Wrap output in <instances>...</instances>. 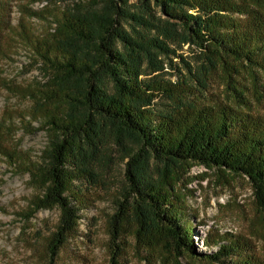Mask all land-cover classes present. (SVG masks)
Segmentation results:
<instances>
[{"label":"trees","instance_id":"trees-1","mask_svg":"<svg viewBox=\"0 0 264 264\" xmlns=\"http://www.w3.org/2000/svg\"><path fill=\"white\" fill-rule=\"evenodd\" d=\"M9 7V0H0V44ZM32 17L45 18L39 11ZM51 17L48 34L20 35L48 87L24 90L36 110L16 117L21 126L32 120L48 133L43 157L27 171L41 187L36 208L60 213L50 240L51 258L58 256L80 220L83 203L72 199L74 183L92 176L93 159L106 137L114 136L117 144L130 139L136 148L127 154L126 204L118 202L112 219L116 236L133 197L137 234L164 233L178 258L187 252L198 263L225 264L233 258L230 264H257L250 247L228 234L206 241L217 248L214 253L197 255L194 224L170 188L182 165L243 176L264 215V121L228 106L178 108V95L142 77L148 75L146 62L158 64L160 52L170 51L159 37L173 33L196 45L206 60L222 65L230 60L264 72V0H80ZM128 19L136 23L131 34L123 27ZM153 30L156 35L150 37L147 33ZM161 96L176 105L175 111L153 107ZM10 125L0 121V141ZM7 157L14 158L12 153Z\"/></svg>","mask_w":264,"mask_h":264},{"label":"rangeland","instance_id":"rangeland-1","mask_svg":"<svg viewBox=\"0 0 264 264\" xmlns=\"http://www.w3.org/2000/svg\"><path fill=\"white\" fill-rule=\"evenodd\" d=\"M9 1L7 27L0 44V121L11 124L0 141V264H221L195 262L187 252L178 258L164 233L151 231L139 236L131 208L133 197L128 199L125 216L120 217L119 233H113L112 219L118 213V202L126 204L127 154L136 149L132 140L120 145L114 136L106 137L100 154L93 159L92 176L74 183L72 199L83 203L79 207L80 220L58 256L51 258L49 245L60 213L56 208H36L41 187L27 171L43 157L48 133L32 120L27 119L25 126H21L16 118L36 110L25 98L24 90L45 89L48 79L21 44L20 35L25 31L38 36L48 34L51 16H58L80 0ZM35 11L45 18L32 17ZM155 11V16H160ZM135 24L128 19L123 23L124 30L131 34ZM147 34L155 37L156 32ZM159 38L165 40L170 51L160 52L158 64L146 62L148 75L142 78L178 95V108L228 106L264 121L263 71L249 70L230 60L227 65L206 60L196 45L183 43L175 33ZM153 107L175 111L176 105L161 96ZM6 153H12L14 158L10 160ZM153 166L154 177L158 178L157 166ZM172 180L170 192L177 195L181 211L194 224L191 237L197 255L214 253L217 248L211 249L206 241L228 234L250 247L253 262L264 264V215L246 177L182 165L173 173ZM232 260L226 259L224 263L230 264Z\"/></svg>","mask_w":264,"mask_h":264}]
</instances>
